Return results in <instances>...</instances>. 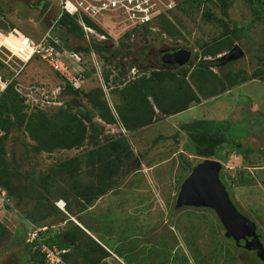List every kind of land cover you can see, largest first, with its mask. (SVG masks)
<instances>
[{
    "label": "rangeland",
    "instance_id": "rangeland-1",
    "mask_svg": "<svg viewBox=\"0 0 264 264\" xmlns=\"http://www.w3.org/2000/svg\"><path fill=\"white\" fill-rule=\"evenodd\" d=\"M45 1H50L51 5L40 17L42 0H0V26L7 28L0 29V59L12 67L10 71H18L15 80L30 106L29 113L32 108L51 113L67 100L72 101L75 108L84 106L92 113L84 99L65 94L68 83L42 62L19 64L22 58L17 56V51H21V38L16 37L28 36L39 41L61 12L59 1ZM173 1L172 11L156 19L149 34H145L143 28V33L134 36L118 35L121 27L103 19L101 23L111 33H106V39H100L93 32L90 39L79 40L59 27L53 30V36L66 39V44L72 48L88 47L91 43L115 50L101 54L96 50L81 52L82 65L93 72L87 80L88 87L100 86L104 73L108 75L110 87L121 89L144 74L148 76L154 70L168 69L169 65L158 64L160 54L168 50H191L190 62L195 65L208 61L202 68L191 66L189 62V65L170 69L180 73L184 67L189 72L193 68L190 81L196 86L200 100H205L204 103L199 101V106L190 107L180 121L192 118V121L221 122L228 127L230 137L242 143L240 152L231 151L225 145L223 157L216 160L223 164V181L233 202L256 221L264 242V53L261 52L264 19L254 17L244 0ZM235 46L241 47L244 54L227 61L225 55ZM109 90L104 93L111 108L120 102V96ZM167 122L155 127L153 134L147 132L151 139L147 141L148 136L140 132L141 128L130 134L121 124H106L95 115L87 122V127L91 128L85 149L60 150L54 154L37 153V143L28 134L13 132L6 141L5 158L13 172L10 186L15 189L16 198L7 203V198L3 200L0 196V222L16 234L25 228L23 225L32 224L39 218L38 208L34 209L36 198L44 197V185H48L65 191L67 196L61 198L65 202L68 198L72 205L69 214L61 220L70 219V215L88 214L81 222L87 231L88 226L92 227L90 234L79 227L83 233L77 237L82 240L89 235L111 253V258L99 264H264L256 252L244 248L245 244L238 247L225 237V229L214 212L175 209L180 188L190 171L189 162L195 164L202 158L193 155L192 144L181 132L180 123ZM178 132L176 141L173 136ZM121 136L128 139L133 156L126 160L112 158L124 173L120 184L98 196L90 206L83 207L87 197L98 194V184L107 163L89 158L83 163L77 162L72 172L59 171L58 165L83 151L87 154L98 146L102 149L108 141ZM155 138L161 139L157 149L152 142ZM149 154L153 155L145 160ZM247 175L250 178L246 179ZM30 211L33 219L25 220ZM88 218L91 221L86 220ZM67 225L77 226L67 220L50 225L51 231L63 232ZM14 233L0 238V264H24L28 259L24 245ZM82 250L85 253L84 247ZM71 260L68 264L83 261L82 258Z\"/></svg>",
    "mask_w": 264,
    "mask_h": 264
},
{
    "label": "trees",
    "instance_id": "trees-1",
    "mask_svg": "<svg viewBox=\"0 0 264 264\" xmlns=\"http://www.w3.org/2000/svg\"><path fill=\"white\" fill-rule=\"evenodd\" d=\"M44 1L45 0H42V2ZM244 1L249 6L254 17L264 19V0ZM182 9L185 10L184 7H182ZM40 17L42 16L40 15ZM81 17L88 26L94 27L103 33L102 29L95 25L90 19H88V17L84 15ZM77 19V15H71L66 12L61 14L60 12L51 25L50 29L52 36L53 30L59 27L63 29L68 36H74L79 40L84 39L85 32L78 24ZM12 28L14 27L12 26ZM0 29L7 30V28L3 26H0ZM144 32L145 34H149L152 31L149 30V27H145ZM125 35L129 36L128 33ZM59 39L63 44H57L56 46L70 51L91 52L96 50L100 54L103 51L111 53L115 51L114 49H109L107 45H91V43L89 46L87 45L88 47L78 46L72 48L66 44V39ZM261 48V52L264 53V42L261 44ZM35 60L43 63L39 58H34L29 63ZM3 62L4 61L0 59V80L7 83V86L6 89L0 93V130L3 133L0 137V188H3L1 189L5 191L6 198L10 202L15 200L16 191L10 186L11 175L13 172L8 168V161L5 158V145L7 139L13 134V132L23 131L28 134V136L37 143V153L44 152L54 154L56 151L60 150H82L85 149V146L87 145V132L91 128L87 127V122H91L95 115L106 124L119 123L124 129H126V131L134 133L137 132L138 129L152 124L154 118L158 117L154 106L162 115L173 116L187 110L191 103L200 101L198 95L185 80L189 70L184 67L180 73L164 69L154 70L149 77L144 74L141 79L130 81L124 84L121 89H118V87L116 89L113 88L111 93L119 94L120 102L113 105L112 108L109 107L102 87L95 86L88 89L85 87L75 89L72 85L67 84V92H65V94H71L75 99H84L91 106L92 113H90L89 109L84 106H81L78 109L75 108L70 100H67L65 105L51 113H48L41 108H32V111L29 113L28 110L30 109V106L27 104L26 98L19 91L18 83L15 80L17 75L14 74L13 70L10 71L11 68ZM189 64L197 68H202L208 64V61H202L198 65H195L192 62ZM44 65L46 66V64ZM81 73V76L88 80L92 77L91 74L93 72L84 69ZM104 75L105 78L103 84L105 83L109 86L108 75L106 73H104ZM58 77L62 79L60 76ZM150 97L153 99L154 104L149 100ZM181 132H183L185 138H187L192 144L191 150L193 155L198 158L220 159L223 157V150L227 148L224 147L225 145H227L231 151L235 152H240L243 148L242 143L237 142L234 137H230L228 127L221 122L212 120L192 121L183 124L181 126ZM178 136L179 132L173 136L176 141H178ZM86 152L87 151H83L66 162L60 163L57 168L59 171L67 169L72 172L74 167H76L77 162L83 163L89 158H91V161L99 160L101 163H107L106 168H103L104 171L102 170L101 181L98 184V194L89 198L87 197L85 199V206L83 205V207L90 206L98 196H101L110 190H114L120 184V177H122L124 173L121 172V166H118L116 161H113L112 158L117 156L118 159L124 158L126 160L133 156V151L125 136L108 141L106 146L102 149H99L98 146L87 154ZM144 159L145 158H143V160ZM188 166V170L190 171H188L189 173L187 177L189 176L194 163L189 162ZM248 178H250V175L246 176V179ZM221 179L223 180L222 173ZM89 187L91 188V186ZM44 189V197H42V199L36 198L38 201L34 209L38 208L39 218L33 220L34 225L51 227L50 225H56L58 222L67 221L68 217L64 220H61V217L68 215L71 210L72 205L68 202V198L66 201L67 214H64V211L56 205V202L63 200L61 197L67 196V193L65 191L63 192L53 189L48 185H44ZM209 211L213 212L212 210ZM33 215L32 211L29 213L27 212L24 219H33ZM244 215L248 217L246 214ZM23 226L25 228L20 233L16 234L11 230V227L7 228L0 222V238H5L6 235L11 234V232L14 233V236L16 235L24 245L26 253L28 254V259L24 264H44L40 242L37 241L34 244L26 243L25 237L28 226ZM81 232L82 230L79 227L76 226L72 228V226L67 225L63 232L61 231L54 235L50 234L47 238H43L41 241L49 246L55 245L60 250L66 251L63 255L66 264L72 261V258L74 260L82 258L83 261L79 264H99L101 261L111 256V253L108 250L97 243L89 235L86 234L87 236L82 240L81 237H77ZM20 234L22 235L21 237ZM34 246H37L35 251ZM83 247L85 248V253L82 252ZM86 255L89 258H87Z\"/></svg>",
    "mask_w": 264,
    "mask_h": 264
},
{
    "label": "built area",
    "instance_id": "built-area-1",
    "mask_svg": "<svg viewBox=\"0 0 264 264\" xmlns=\"http://www.w3.org/2000/svg\"><path fill=\"white\" fill-rule=\"evenodd\" d=\"M61 4V14L69 13L77 15L78 24L85 32V38L90 39L89 35L93 32L99 35L100 39H106V33L111 34L101 23L103 19L112 21L116 26L121 27L118 35L129 34L134 36L141 34L145 27L152 28L154 21L162 16H166L175 6L173 0H73L74 3H66L65 0H57ZM50 2V1H49ZM82 15L88 17L98 27L102 26L103 33L98 29L88 26L82 19ZM141 32V33H140ZM21 40L18 52L20 65H25L34 58H39L60 76L65 83L72 85L75 89H81L86 79L81 76L85 69L82 65L81 52L70 51L56 46L63 43L59 38L51 35V29L39 40L35 41L30 37L17 36ZM22 57H20V56ZM11 69L12 67L6 63ZM76 65V67H74ZM16 75L18 71H14ZM0 91L5 90L7 83L0 80ZM3 135L0 130V137ZM0 196L6 199V193L0 189ZM8 200V199H7ZM10 202L9 200L7 203ZM56 205L65 211V202L60 200ZM32 225V224H30ZM28 226L25 242L34 244L40 242L41 253L43 254L44 264H66L63 255L66 253L57 246H49L42 243L43 238H47L51 233L49 226ZM37 246H34V251Z\"/></svg>",
    "mask_w": 264,
    "mask_h": 264
},
{
    "label": "water",
    "instance_id": "water-1",
    "mask_svg": "<svg viewBox=\"0 0 264 264\" xmlns=\"http://www.w3.org/2000/svg\"><path fill=\"white\" fill-rule=\"evenodd\" d=\"M50 5V2H43L41 16ZM243 54L241 47L235 46L231 53L225 55V59L231 61ZM191 57V50L180 49L168 53L165 63L170 66L168 69H171L172 66L183 67L190 62ZM222 170L223 164L216 159L202 158L198 160L180 188L175 209L203 208L212 210L225 229L226 238L233 239L238 246L241 241H244V248L254 250L257 257L264 261V244L257 234L258 224L246 217L235 205L221 179Z\"/></svg>",
    "mask_w": 264,
    "mask_h": 264
},
{
    "label": "crops",
    "instance_id": "crops-1",
    "mask_svg": "<svg viewBox=\"0 0 264 264\" xmlns=\"http://www.w3.org/2000/svg\"><path fill=\"white\" fill-rule=\"evenodd\" d=\"M164 70H170V69H164ZM192 70H193V68H192ZM190 71L187 75H186V78H185V80H186V82H187V84L192 88V90L198 95V97H199V94H198V90H197V88H196V86L193 84V82L192 81H190V76L192 75V72L193 71ZM171 71V70H170ZM150 75H148L147 77H149ZM134 80H136V79H133V81ZM130 82V81H129ZM88 82L86 81V84H87ZM100 83V87H102L103 88V90L105 91V90H109V91H111L112 89H113V87H110V84H109V86L108 85H106L105 83L103 84V81H100L99 82ZM102 83V84H101ZM86 86V85H85ZM92 86H89L88 87V85L85 87V88H91ZM109 88V89H108ZM105 92H108V91H105ZM213 98V97H212ZM212 98H210V99H212ZM200 99V98H199ZM149 100L151 101V102H153V99L150 97L149 98ZM201 101V103H204V102H202V101H205L204 99L203 100H200ZM200 102L198 103V102H193V103H191V105H190V107H195L196 105H200L201 104ZM154 104V103H153ZM113 107V105L111 106V108ZM189 107V108H190ZM154 108H155V110H156V113L158 114V117L157 118H154V120H153V123L152 124H150V125H147V126H144L143 128H141V130H140V132H142V131H144L145 133H146V135L148 136V133L147 132H149V135L150 134H153L154 133V128L155 127H157L160 123H169V122H167V121H170V123H180V127L183 125V124H187L188 123V121H190V122H192V118H189V119H187L186 121H184L183 123L180 121V120H182L181 118H183V117H185V115L188 113V110H189V108L187 109V110H185V111H183V112H180V113H178V114H175V115H173V116H167V115H162L158 110H157V108L154 106ZM165 117H167V118H165ZM165 118V119H164ZM182 123V124H181ZM123 128V127H122ZM124 129V128H123ZM181 130V129H180ZM183 133V132H182ZM130 134H132V133H130ZM148 140H151L150 138H149V136H148V138H147V141ZM161 141V139H154L152 142H155V144H156V146H155V148L154 149H157V145L159 144V142ZM170 144V143H169ZM153 154H149V157H147L146 158V160L147 159H149V158H151L150 156H152ZM145 158V157H144ZM64 201V200H63ZM68 213V212H67ZM66 214V213H65ZM69 214V213H68ZM81 216V217H80ZM80 216H77V215H74V216H72V215H70V219L68 218V222L72 225L73 223H75L78 227H81L82 229H84V230H86V232L87 233H89L90 234V232H89V230H91V228H90V226H88L89 227V230L87 231V229H86V227L85 226H83L82 225V220L86 217V216H88V214H86V215H83L82 213H80ZM86 220H88V221H91L89 218L88 219H86ZM98 241V240H97ZM98 243H100L101 244V242H99L98 241ZM102 245V244H101ZM103 246V245H102ZM109 258H111V257H109ZM108 258V259H109ZM107 260V259H106Z\"/></svg>",
    "mask_w": 264,
    "mask_h": 264
},
{
    "label": "flooded vegetation",
    "instance_id": "flooded-vegetation-1",
    "mask_svg": "<svg viewBox=\"0 0 264 264\" xmlns=\"http://www.w3.org/2000/svg\"><path fill=\"white\" fill-rule=\"evenodd\" d=\"M40 13H41V6H40ZM176 51H178V50H177V49H176V50H168V51H166V52L161 53V54H160V58H159V60H158V64L163 65V66H166V65H167V64L165 63V57H166V55H167L168 53L176 52ZM258 234H259V232H258ZM260 236H261V241H263L262 235H260ZM232 240H233V239H232ZM233 242L235 243L234 240H233ZM240 244H241V246H243V244H245V242H244V241H241ZM238 247H239V246H238ZM250 251H254V250H250ZM254 252H255V251H254Z\"/></svg>",
    "mask_w": 264,
    "mask_h": 264
},
{
    "label": "clouds",
    "instance_id": "clouds-1",
    "mask_svg": "<svg viewBox=\"0 0 264 264\" xmlns=\"http://www.w3.org/2000/svg\"><path fill=\"white\" fill-rule=\"evenodd\" d=\"M51 3V2H50ZM30 62V61H29ZM28 62V63H29ZM27 63V64H28ZM47 66V65H46ZM48 67V66H47ZM49 68V67H48ZM52 70V69H51ZM53 71V70H52ZM54 72V71H53ZM55 73V72H54ZM87 81V80H86ZM86 81H85V83H84V86L83 87H85V85H86ZM222 173V172H221ZM232 198V197H231ZM233 200V199H232ZM60 201V200H59ZM63 201V200H62ZM58 202V201H57ZM56 202V203H57ZM65 202V201H64ZM63 211V210H62ZM64 213H66L67 214V211H66V202H65V211H64ZM249 218V217H248ZM252 220V219H251ZM51 233H52V231H51ZM257 234H258V228H257ZM53 235H54V233H53ZM259 236H260V234H258ZM260 239H261V236H260ZM262 242V241H261ZM263 244H264V242H262Z\"/></svg>",
    "mask_w": 264,
    "mask_h": 264
}]
</instances>
